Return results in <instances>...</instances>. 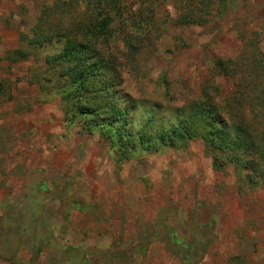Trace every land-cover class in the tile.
<instances>
[{"label":"rangeland","instance_id":"obj_1","mask_svg":"<svg viewBox=\"0 0 264 264\" xmlns=\"http://www.w3.org/2000/svg\"><path fill=\"white\" fill-rule=\"evenodd\" d=\"M54 1L0 0V264H264L258 157L240 152L236 164L215 169L212 153L193 139L117 163L99 133L66 120L53 88L60 81L44 61L53 47L26 43ZM181 2L147 0L148 29L129 27L128 42L120 32L109 39L119 78L100 80L150 105L136 126L149 114L166 118L163 108L202 89L213 101L229 95L234 85L212 71L216 59L254 55L264 72V0L187 1L208 12L200 23H182L189 11ZM127 43L137 45L125 52ZM242 160L251 161L243 168ZM172 236L188 243V260Z\"/></svg>","mask_w":264,"mask_h":264},{"label":"trees","instance_id":"obj_2","mask_svg":"<svg viewBox=\"0 0 264 264\" xmlns=\"http://www.w3.org/2000/svg\"><path fill=\"white\" fill-rule=\"evenodd\" d=\"M183 1L181 6L189 12L181 13L182 23H200L201 15L208 12L199 11L187 2L189 0ZM53 3L51 14L37 16L26 43L36 47L45 43L53 47L45 54L44 61L60 81L53 88L60 94L63 109L68 114L66 120L78 123L82 132L99 133L110 143L114 161L120 163L140 152L199 139L212 153L211 164L215 169L222 161L236 164L240 152L252 153L264 162V72L257 71L255 66L259 58L253 55L252 60L245 61L250 56L243 53L234 59L214 60L212 71L219 70L234 85L229 95L213 101L202 89L195 99L178 107L163 108L169 113L168 120V116L149 114L145 123L136 126V116H145L140 111L145 106L151 113L150 105H141L128 95L114 94L116 89L112 81L100 79L111 72L119 78L113 57L108 54L113 33H123V39L128 42L131 39L127 36H133L129 27L144 33L152 23L147 0L131 3L129 0H86L82 9L79 0H55ZM51 15H59L60 20L51 19ZM113 18L119 19L120 27L116 30L111 25ZM146 41L149 40L143 43ZM136 45L127 43L125 52ZM217 88L212 86L215 91ZM129 114L134 116H127ZM151 125L157 127L151 130ZM250 161L242 160L239 165L246 168ZM172 243L183 249V258L188 260V243L176 236H172Z\"/></svg>","mask_w":264,"mask_h":264}]
</instances>
